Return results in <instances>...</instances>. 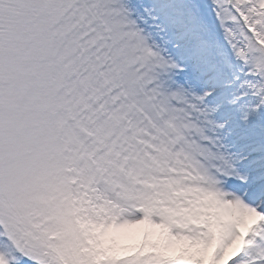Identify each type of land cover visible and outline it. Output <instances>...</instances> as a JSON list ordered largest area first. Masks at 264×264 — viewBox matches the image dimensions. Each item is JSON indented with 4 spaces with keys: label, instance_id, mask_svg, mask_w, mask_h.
<instances>
[{
    "label": "snow or ice",
    "instance_id": "1",
    "mask_svg": "<svg viewBox=\"0 0 264 264\" xmlns=\"http://www.w3.org/2000/svg\"><path fill=\"white\" fill-rule=\"evenodd\" d=\"M0 264H264V0H0Z\"/></svg>",
    "mask_w": 264,
    "mask_h": 264
}]
</instances>
